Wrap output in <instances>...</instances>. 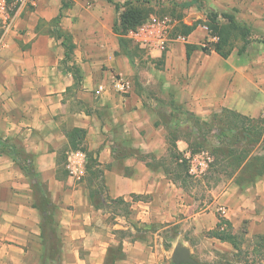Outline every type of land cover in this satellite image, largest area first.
Wrapping results in <instances>:
<instances>
[{
  "label": "crops",
  "instance_id": "obj_1",
  "mask_svg": "<svg viewBox=\"0 0 264 264\" xmlns=\"http://www.w3.org/2000/svg\"><path fill=\"white\" fill-rule=\"evenodd\" d=\"M115 2L37 0L0 32V136L20 150L0 151V264H174L178 242L216 263L236 252L215 234L221 220L246 230L244 247L264 235V39L253 36L264 7L252 5L253 23L235 18L251 41L224 57L201 48L198 24L164 51L135 44ZM174 19L175 31L195 25ZM118 75L128 92L111 88ZM82 146L100 176H69L67 152ZM185 147L211 149L214 166L229 149L245 155L226 180L201 181L206 199L179 160Z\"/></svg>",
  "mask_w": 264,
  "mask_h": 264
},
{
  "label": "trees",
  "instance_id": "obj_2",
  "mask_svg": "<svg viewBox=\"0 0 264 264\" xmlns=\"http://www.w3.org/2000/svg\"><path fill=\"white\" fill-rule=\"evenodd\" d=\"M11 1V0H9ZM114 1V0H109ZM195 2V0H189L182 3L183 6H190ZM129 6L123 5L125 7V10L121 12V22L120 25L117 27V30L122 34L126 35L128 30L131 28H135L138 24H140L146 17L144 16V11L141 8L133 7L132 1H128L127 3ZM115 6L117 9H120V4L115 2ZM204 25L208 27V33L209 35H215L218 37L217 41L210 42L208 46L201 45V48L204 51L211 52L216 51L220 55L227 57L229 56L232 51L236 48L238 42H242L241 46H239L238 52L244 53V51L247 48L248 43H250V37H251V28L247 26L246 24L238 22L235 18H228V21L226 23L221 22L219 19L218 12L212 10L207 14V18L202 21ZM197 26L195 24L194 26H184L181 30L184 34H189L192 32V30ZM58 36H64L63 42L66 45L67 51L66 55H69L70 51L73 49V44L69 43V39L67 34L63 33L60 29H56ZM260 121L264 122V117L260 119ZM254 139H257L259 128H254ZM252 141V140H251ZM82 148L86 150L83 146ZM195 150L199 148H194ZM233 150L230 151V153L233 155L232 161L230 162H220L218 161L219 165H228L230 166L232 170L236 169V166L239 162H241V159L244 158L243 155H245V152L243 149H229ZM0 151L9 153L13 155L17 160H20V150L18 146L10 139L3 138L0 136ZM87 151V150H86ZM214 154V153H213ZM89 155V154H88ZM215 156V154H214ZM261 156V155H258ZM258 158V159H257ZM255 171L257 173H260L261 170H259V165L263 161L260 157H257L255 155ZM22 161V160H21ZM26 165H30V159H26ZM216 157L214 162L212 163L210 169H213V166L215 165ZM248 166H250L248 164ZM29 166H26V169ZM96 167L94 170L93 168ZM186 167V166H185ZM217 166H214L216 169ZM209 169V171H210ZM88 170L90 172H93L95 176H100L101 170L98 168V164L96 160L89 157V165ZM259 171V172H258ZM216 236L223 240H228L232 242L234 248L236 249V252L231 255L229 258L225 260H218L216 263H210L205 262L202 264H254L259 260H264V235H259L254 238V246L253 249H251L250 245L243 246V243L245 241V235L246 230L243 229L240 234H235L231 231V224L228 223L225 220H221L218 224V228L215 231ZM252 250V257H250V253Z\"/></svg>",
  "mask_w": 264,
  "mask_h": 264
},
{
  "label": "built area",
  "instance_id": "obj_3",
  "mask_svg": "<svg viewBox=\"0 0 264 264\" xmlns=\"http://www.w3.org/2000/svg\"><path fill=\"white\" fill-rule=\"evenodd\" d=\"M36 1L37 0H0L1 37H3L6 32L13 29L17 11L28 5H35ZM175 28L176 21L174 18L151 15L135 28L129 29L127 36L137 45L164 51L170 41H188L189 36L182 32L175 31ZM204 28L208 32V27L206 25H204ZM209 36L210 42L218 40V37L215 35ZM111 88L118 92L125 93L131 89V82L127 77L118 75L112 82ZM103 89V86H99L98 92ZM88 160V153L83 148L80 147L69 150L65 163L69 176L76 180H81L87 173ZM179 160L186 166L190 176L203 178L209 172L215 160V156L213 152L207 148L195 150L191 147H185L181 151ZM220 212L225 213L226 208L223 206L220 207Z\"/></svg>",
  "mask_w": 264,
  "mask_h": 264
},
{
  "label": "rangeland",
  "instance_id": "obj_4",
  "mask_svg": "<svg viewBox=\"0 0 264 264\" xmlns=\"http://www.w3.org/2000/svg\"><path fill=\"white\" fill-rule=\"evenodd\" d=\"M121 2V11L125 10L126 6H129L127 3L128 1H132L133 7H138L143 9L144 16L147 18L151 15L157 16H169L172 18H176L177 20L181 21L183 18L187 17L191 19L193 24H198V26H204L203 20L206 19L207 14L214 10L218 12L219 18L222 22H227L228 18H236L238 17L240 20H243L248 23H253L252 20V5L258 7H264V0H195V2L190 6H183L182 3L189 0H118ZM256 3V4H255ZM125 5V7H123ZM32 5L25 6L29 7ZM23 8V9H24ZM249 14L250 17H249ZM145 18V19H146ZM144 19V20H145ZM182 22L177 25L178 31L181 32L183 29ZM264 30L256 29L254 31V39H264ZM206 36L201 39L202 45H208L210 40V36L206 31ZM192 148V147H191ZM203 148V147H200ZM211 150V149H210ZM186 169V167H185ZM231 167L228 165H219L207 173L206 176L203 178H195L189 175L187 169L186 173L189 176L190 185L192 187V191H194L198 195H204L206 199L209 198L206 192V187L202 180H205V183L209 185L216 184L218 182H222L230 177ZM212 170V172H211ZM198 257V259H202L207 261V259L203 256H199L198 254H193ZM218 260H222V257L219 256L215 259L217 262Z\"/></svg>",
  "mask_w": 264,
  "mask_h": 264
},
{
  "label": "water",
  "instance_id": "obj_5",
  "mask_svg": "<svg viewBox=\"0 0 264 264\" xmlns=\"http://www.w3.org/2000/svg\"><path fill=\"white\" fill-rule=\"evenodd\" d=\"M172 260L174 264H200L192 255L191 249L180 242H178L173 249Z\"/></svg>",
  "mask_w": 264,
  "mask_h": 264
}]
</instances>
